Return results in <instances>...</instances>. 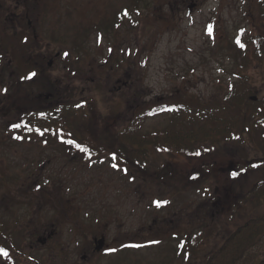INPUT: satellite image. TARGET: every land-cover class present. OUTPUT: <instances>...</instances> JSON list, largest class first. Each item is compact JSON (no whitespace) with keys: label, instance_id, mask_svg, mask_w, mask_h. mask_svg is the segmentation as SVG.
<instances>
[{"label":"rangeland","instance_id":"obj_1","mask_svg":"<svg viewBox=\"0 0 264 264\" xmlns=\"http://www.w3.org/2000/svg\"><path fill=\"white\" fill-rule=\"evenodd\" d=\"M167 3L40 0L39 23L27 28L29 62L39 48V75L22 86L34 98L28 111L66 96L69 108L93 98L95 110L114 115L118 130L134 108L220 102L241 73L264 95V52L255 57L235 45L239 31L264 36V0H202L200 13L185 12L174 30L166 27ZM1 107L0 232L20 264H201L230 230L229 211L264 177L261 126L223 140L206 156H173L170 177L156 181L123 170L108 154L81 161L52 150L56 145L27 144L37 142L34 135L16 143ZM173 117L155 115L142 130L163 129ZM146 164L151 169L160 161L151 155ZM37 182L47 194L33 190ZM195 234L202 241L192 247ZM255 253L264 258V241ZM0 264H7L1 255Z\"/></svg>","mask_w":264,"mask_h":264},{"label":"trees","instance_id":"obj_2","mask_svg":"<svg viewBox=\"0 0 264 264\" xmlns=\"http://www.w3.org/2000/svg\"><path fill=\"white\" fill-rule=\"evenodd\" d=\"M235 45L239 49L254 50L252 54L261 57L262 54H258L264 52V36L239 31ZM48 87V91L54 94L53 87ZM57 95L54 99L59 98ZM67 98H59L55 105L29 110L24 120L12 121L11 130H14V125H18V129L25 128V136L34 135L37 141L28 139L27 144L56 145L52 150H65L78 160L79 156L81 161L103 154L111 155L122 164L123 170L131 169L156 181L170 177L168 171L173 156L181 155L187 160L203 157L223 140L229 137L237 139L252 126L254 129L261 126L264 130V95L259 96L257 87L243 73L235 75L227 83L220 102L212 100L197 104L194 109L167 103L140 109L133 107L129 120L118 130L110 122L114 115H104L95 110L93 98H84L86 100L78 104L84 107L90 100V106L84 112H77V104L71 108L66 106L64 100ZM163 114H173V122L160 130H142L148 118ZM3 125L9 126L7 119H4ZM12 135L16 143L23 141L16 131ZM85 148L87 151L83 150ZM151 155H156L160 164L150 169L146 163ZM40 188L37 182L33 190L39 195L48 193ZM238 202L228 213L230 230L201 264H264V258H258L255 253V248L264 241V211L261 210L264 177ZM198 234L191 239L192 247L202 241ZM6 241L7 237L0 232V249L8 253L6 256L0 253L3 261L20 264L15 261L16 252Z\"/></svg>","mask_w":264,"mask_h":264},{"label":"flooded vegetation","instance_id":"obj_3","mask_svg":"<svg viewBox=\"0 0 264 264\" xmlns=\"http://www.w3.org/2000/svg\"><path fill=\"white\" fill-rule=\"evenodd\" d=\"M167 11L165 12L166 27L172 30L178 28L177 22L182 21L183 15L200 13L198 12L202 6V0H168L166 4ZM40 0H0V55H2L3 63L0 64V104L4 113L2 118L7 119L9 126L7 130L11 131L12 119L15 121L24 120L28 113V103L33 102L34 98L28 99V92L22 90V86H26L27 81L33 80L39 72V48L36 49V60H31L27 56L26 49L28 48V30L31 26V20L39 23ZM33 34L30 38H37ZM31 39V40H33ZM12 49H16L17 55H12ZM31 54V55H32ZM50 65L53 59H50ZM28 66L30 73L35 72L36 75L30 79L26 78L30 73L27 72ZM49 66V62L47 63ZM39 80V78H38ZM123 85L124 83L120 81ZM7 89V91H4ZM119 89V88H118ZM35 101H39V92L36 94ZM37 104V103H36ZM36 109L39 105H35ZM12 134L15 131L24 140L25 128L18 129L13 127ZM45 146V145H44ZM54 233H47L50 238ZM43 242L37 238V241Z\"/></svg>","mask_w":264,"mask_h":264},{"label":"snow or ice","instance_id":"obj_4","mask_svg":"<svg viewBox=\"0 0 264 264\" xmlns=\"http://www.w3.org/2000/svg\"><path fill=\"white\" fill-rule=\"evenodd\" d=\"M64 55H65V56H68L69 53L65 52ZM35 75H36V73H35V72H32V73H30V74L28 75V77H26V78L30 79V78L34 77ZM4 91H7V89H5ZM77 106L79 107L80 105H77ZM14 127H18V125H14ZM77 146L79 147V145H77ZM83 150H84V151H87L86 148L83 149ZM199 154H200V153H196V155H199ZM232 175L235 177V176L238 175V173L233 172ZM45 183H47V181H45ZM154 203L156 204L157 207H159V206H161V204H167L168 201H155ZM136 247H138V246H136ZM113 251H114V250H113ZM0 253H3V255H5V256L8 254L7 251H5L4 249H0Z\"/></svg>","mask_w":264,"mask_h":264},{"label":"water","instance_id":"obj_5","mask_svg":"<svg viewBox=\"0 0 264 264\" xmlns=\"http://www.w3.org/2000/svg\"><path fill=\"white\" fill-rule=\"evenodd\" d=\"M49 65H50V62H49ZM95 242L97 243L96 250H100L103 247V239H100L98 241L95 240Z\"/></svg>","mask_w":264,"mask_h":264}]
</instances>
